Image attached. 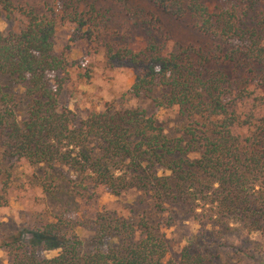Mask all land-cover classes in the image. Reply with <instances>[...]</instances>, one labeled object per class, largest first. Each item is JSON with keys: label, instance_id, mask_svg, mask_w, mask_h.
<instances>
[{"label": "trees", "instance_id": "obj_1", "mask_svg": "<svg viewBox=\"0 0 264 264\" xmlns=\"http://www.w3.org/2000/svg\"><path fill=\"white\" fill-rule=\"evenodd\" d=\"M117 1L129 11L130 0ZM148 1L163 16L192 21L206 43L173 39L149 13L144 48L133 50L104 28L106 16L94 2L69 23L73 41L96 45L92 51H103L109 69L139 72L131 97L150 99L154 113L177 111L183 123L172 136L139 108L109 107L76 121L59 97L68 72L84 62H70L68 49L56 52L54 19L0 0V16H20L19 28L0 32V209L22 165L45 168L38 185L59 203L40 226L0 238L8 256L0 264H264V244L252 241L264 240V0ZM143 14L132 12L137 20ZM8 83L22 91L23 119ZM127 190L141 193L151 211L99 212L85 224L89 239L78 234L76 210L58 199L63 192ZM165 213L198 227L176 259ZM236 233L242 245L230 241Z\"/></svg>", "mask_w": 264, "mask_h": 264}, {"label": "rangeland", "instance_id": "obj_2", "mask_svg": "<svg viewBox=\"0 0 264 264\" xmlns=\"http://www.w3.org/2000/svg\"><path fill=\"white\" fill-rule=\"evenodd\" d=\"M13 7L24 8L34 11L40 16L51 17L56 23L54 37V47L57 53H62L68 49L70 62H84L79 68L75 67L68 72V81L59 97V104L69 109L76 121L87 118L92 111L102 112L111 107L113 110L120 109H143L149 114H153L150 107L151 100L140 97L135 98L129 95V90L134 84L138 71L127 68L109 69L103 51L98 53L92 51L96 45L90 47L85 41H73L76 33L75 25L69 23L75 11H84L86 6L95 3L97 10L105 14V29L111 35L117 33L124 38V43L133 50L144 48V29L142 23L148 20L149 13L160 16L164 22L166 31L173 39L185 44L204 45L207 41L192 27V21L175 20L163 16L157 11L148 0H130L127 5L129 11L124 7V3L117 0H9ZM217 1V0H215ZM223 4V0H221ZM143 11V17L137 20L132 16ZM20 16L15 15V21L6 20L5 15L0 16V32L7 33L20 26ZM141 23V24H139ZM139 25V27L137 26ZM118 39V38H117ZM90 72V78L83 76ZM230 74L229 71H227ZM6 92L13 96L14 104L19 112L20 118H24L26 102L23 100L22 91L16 85L8 83ZM264 93V92H262ZM158 126L169 136L174 135L183 123L176 110H159L154 113ZM45 168L19 166L12 172L13 182L10 186L7 197L8 206L0 209V238L6 236L10 230L23 227H38L45 223L58 210L59 203L56 199L47 197L39 187V179L43 178ZM65 173L66 182L75 185L77 181L71 174ZM6 181V179H4ZM3 186V185H2ZM0 184V188L2 187ZM70 185L67 184V187ZM76 186V185H75ZM58 198L61 202L66 201L71 206L73 219L81 223L82 227L78 234L85 239H89L90 233L84 229L87 221H92L99 212H116L121 216H128V211L135 213L150 212L151 204L142 199L141 193L133 190L121 192L114 196L98 191L92 194L91 191L78 193L77 195L63 192ZM162 218L167 238L171 242L170 257L178 258L187 241L197 232V225L192 220H185L181 217H174L165 213ZM243 237L239 233L230 237V241L235 244H243ZM252 241L264 244V240L259 236H252ZM51 258L56 252L45 253ZM0 260L7 263L8 256L0 250ZM246 264H255L248 262Z\"/></svg>", "mask_w": 264, "mask_h": 264}]
</instances>
